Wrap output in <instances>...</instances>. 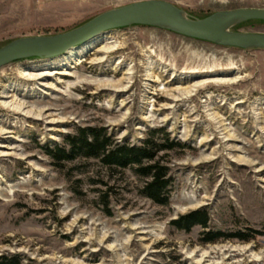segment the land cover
<instances>
[{"label":"rangeland","instance_id":"374dc122","mask_svg":"<svg viewBox=\"0 0 264 264\" xmlns=\"http://www.w3.org/2000/svg\"><path fill=\"white\" fill-rule=\"evenodd\" d=\"M141 1L0 0V48L64 33ZM164 1L197 18L264 8V0ZM235 30L264 33V22ZM106 34L103 44L67 61L60 58L73 50L0 69V125L10 133L0 135V256L18 255L21 264H264V171L258 172L264 169V50L226 48L148 26ZM47 62L53 65L40 68ZM30 68L52 77L25 80ZM59 71L68 76L52 91L47 87ZM226 78L236 82L204 84ZM13 93L62 122L51 126L50 119L3 107V97ZM89 128L112 143L179 145L148 162L167 170L168 204L144 195L150 177L138 166L108 167L85 156L60 161L48 153L69 149L67 139ZM203 211L206 228L173 225ZM218 233L251 239L207 241Z\"/></svg>","mask_w":264,"mask_h":264},{"label":"water","instance_id":"95a60500","mask_svg":"<svg viewBox=\"0 0 264 264\" xmlns=\"http://www.w3.org/2000/svg\"><path fill=\"white\" fill-rule=\"evenodd\" d=\"M250 21L264 22V8L217 11L205 18H197L164 0L135 2L103 12L64 33L16 39L0 48V69L30 58L52 59L102 34L131 26L159 28L226 48L264 50L263 32L235 30Z\"/></svg>","mask_w":264,"mask_h":264},{"label":"trees","instance_id":"16d2710c","mask_svg":"<svg viewBox=\"0 0 264 264\" xmlns=\"http://www.w3.org/2000/svg\"><path fill=\"white\" fill-rule=\"evenodd\" d=\"M67 144L70 146L69 149L58 147L54 152L48 151V153L60 161H69L77 156H85L99 158L103 165L108 167L126 169L138 166L137 171L139 174L150 177L143 189L144 195L156 204H168L170 182L166 179L167 170L159 166L157 162H154V164H148V162L154 161L160 150L172 149L179 145L172 143L168 146H161L153 139L144 141L141 146L112 143L103 133L92 128L79 130L76 136L67 139ZM208 222V214L203 211L183 216L174 221L173 225L178 229L189 231L197 225L206 228ZM255 233L257 234V232ZM224 235L227 234L218 233L207 241H215ZM226 238L245 242L251 239V237L241 233L229 234ZM0 264H21V259L18 255H3L0 256Z\"/></svg>","mask_w":264,"mask_h":264},{"label":"bare ground","instance_id":"6f19581e","mask_svg":"<svg viewBox=\"0 0 264 264\" xmlns=\"http://www.w3.org/2000/svg\"><path fill=\"white\" fill-rule=\"evenodd\" d=\"M108 40V36L107 34H102L98 37H96L95 39H92L91 41L87 42V44H83L81 45V47L79 46V48H73L69 51H72V52H67L68 54H66L65 56H63L62 58H60V60H64V61H67L68 60V57L69 55H74V54H81L84 50H88L89 48H92L93 46L99 44V43H104V41ZM111 51V50H110ZM64 55V54H63ZM62 56V55H61ZM59 57V56H58ZM70 57V56H69ZM56 58V57H55ZM53 59V58H52ZM51 65H53V63H49L47 62L46 64H44L43 66H40V68H46V67H50ZM35 68V67H34ZM34 68H30L28 70H25L24 73H23V78L25 80H29V81H38V80H43L44 78H47V77H52V75H46V74H43V75H34V74H31L30 71H32ZM56 77V81L55 83L56 84H52V85H48L47 88H50L52 91L53 90H56V85L60 83V81L62 80V78L64 76H68L67 73H64V72H54L53 73ZM226 77V76H225ZM236 78V77H235ZM236 80L235 79H217V80H213V81H206L204 84H213V83H220V84H227V83H235ZM106 86H109L111 87L112 85L110 83L106 84ZM4 101L2 102V106L3 107H6V108H9L11 109L13 112L15 113H18L22 116H25V117H36V119H50L49 123L51 126L52 125H55L57 123H60L62 121H55V120H51L52 118V115L51 114H47L48 113V110L47 108H44V109H40V110H37L35 108H33L32 106L34 105V102L32 101H22L18 98L17 94L16 93H13V94H10L8 96H4L3 97ZM50 111V110H49ZM2 123V122H1ZM7 134H10L8 132H6L0 125V135H7ZM201 142H204L203 140ZM7 150H13L12 147H7ZM13 155V152H9V153H2L1 157H7V156H12ZM20 159H22L20 156H19ZM22 160H25V159H22ZM264 171V169L260 168L258 170V172H262ZM146 233H139V235H144ZM200 263H202V261H200Z\"/></svg>","mask_w":264,"mask_h":264}]
</instances>
